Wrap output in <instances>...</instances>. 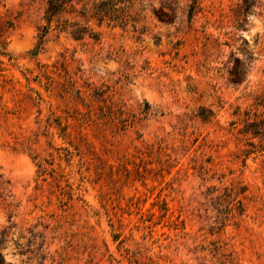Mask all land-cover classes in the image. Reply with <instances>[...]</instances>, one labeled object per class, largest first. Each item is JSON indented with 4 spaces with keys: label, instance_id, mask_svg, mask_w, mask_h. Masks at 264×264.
<instances>
[{
    "label": "rangeland",
    "instance_id": "rangeland-1",
    "mask_svg": "<svg viewBox=\"0 0 264 264\" xmlns=\"http://www.w3.org/2000/svg\"><path fill=\"white\" fill-rule=\"evenodd\" d=\"M140 2L38 44L0 0V264H264V0Z\"/></svg>",
    "mask_w": 264,
    "mask_h": 264
},
{
    "label": "trees",
    "instance_id": "trees-1",
    "mask_svg": "<svg viewBox=\"0 0 264 264\" xmlns=\"http://www.w3.org/2000/svg\"><path fill=\"white\" fill-rule=\"evenodd\" d=\"M200 0H190L187 19L192 20L199 10ZM247 6V1H244ZM144 8L140 0H43L40 24L37 27L38 44H42L50 35H60L76 43L91 41L99 43L102 26L131 28L142 34L140 23ZM203 122H210L214 114L200 108L195 115ZM240 134L249 136V140H261L260 151H264V119L244 124Z\"/></svg>",
    "mask_w": 264,
    "mask_h": 264
}]
</instances>
